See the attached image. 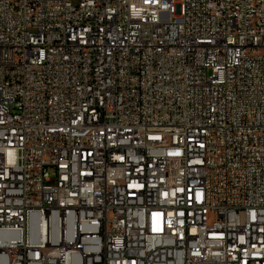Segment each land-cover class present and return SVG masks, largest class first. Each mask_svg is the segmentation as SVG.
<instances>
[{
  "label": "built area",
  "instance_id": "obj_1",
  "mask_svg": "<svg viewBox=\"0 0 264 264\" xmlns=\"http://www.w3.org/2000/svg\"><path fill=\"white\" fill-rule=\"evenodd\" d=\"M0 264H264V0H0Z\"/></svg>",
  "mask_w": 264,
  "mask_h": 264
}]
</instances>
